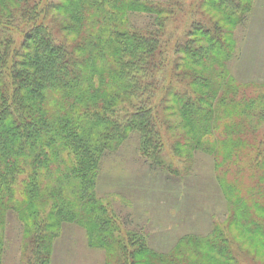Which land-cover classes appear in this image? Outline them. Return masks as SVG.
<instances>
[{
  "label": "trees",
  "instance_id": "1",
  "mask_svg": "<svg viewBox=\"0 0 264 264\" xmlns=\"http://www.w3.org/2000/svg\"><path fill=\"white\" fill-rule=\"evenodd\" d=\"M254 1L202 0L200 14L209 8L217 20L189 14L171 47L183 0H0V264L15 221L19 264H53L67 225L84 230L105 264H147L152 255L149 264H191L199 236L159 253L97 195L106 157L133 136L141 158L167 172V147L191 167L200 153L219 164L232 138L247 140L249 154L229 159L252 180L239 204L264 194V135L253 145L257 120L264 126V85L244 99L228 66L237 57L227 25L243 24ZM258 218L242 220L264 238ZM215 234L206 244L234 264L229 240Z\"/></svg>",
  "mask_w": 264,
  "mask_h": 264
},
{
  "label": "rangeland",
  "instance_id": "2",
  "mask_svg": "<svg viewBox=\"0 0 264 264\" xmlns=\"http://www.w3.org/2000/svg\"><path fill=\"white\" fill-rule=\"evenodd\" d=\"M182 3L183 12L178 13L177 22L169 26L171 47L186 33L189 14L197 21L204 17L210 19L208 16L213 20L218 18L215 11L208 14L209 8L204 11L208 16L202 12L203 7L200 14L197 7L202 5V0H183ZM246 12L243 24L237 27L227 25L233 35L230 53L234 50L237 57L228 66L237 81L235 85L241 87L239 93L243 98L254 96L256 89L264 85V0H255L251 10ZM224 65L227 66V59ZM172 121L170 135L171 138L177 137L178 142L183 134L177 114ZM238 122L240 119L234 123L237 125ZM257 124L258 136L253 139V145L264 135V126L258 120ZM175 125L179 128L174 129ZM217 134L220 136V132ZM136 137L126 141L119 152L106 157L97 188L98 197L103 202L105 199L110 201L112 208L125 221L126 229L137 228L148 233L149 247L163 254L172 252L181 238L197 235L200 239L196 240V246L199 245L200 249L191 264H229L206 244L215 240V232L220 231L229 240L231 252L236 256L234 264L237 261L238 264H264V238L242 220L256 214L264 227V194H257L249 203L240 205L239 197L248 198L252 180H248V173L239 178L238 166L234 159L229 160L234 153L243 151L245 155L249 154H246L250 145L247 140L232 138L224 152L225 158L219 156V164L209 155L200 153L191 167L189 162H180L173 149L167 147L166 159L173 161L172 171L167 172L150 166L141 158ZM174 168L179 172L174 173L177 171ZM84 235L80 227L67 225L56 244L53 264H105V252L88 246ZM9 238L11 245L6 264H19L20 231L16 221L9 231ZM149 260L143 261L149 264Z\"/></svg>",
  "mask_w": 264,
  "mask_h": 264
}]
</instances>
